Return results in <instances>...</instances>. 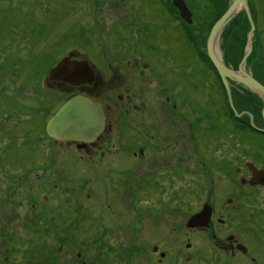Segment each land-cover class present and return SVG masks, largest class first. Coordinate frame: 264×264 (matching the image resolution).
<instances>
[{
  "label": "rangeland",
  "instance_id": "obj_1",
  "mask_svg": "<svg viewBox=\"0 0 264 264\" xmlns=\"http://www.w3.org/2000/svg\"><path fill=\"white\" fill-rule=\"evenodd\" d=\"M173 1L0 0V264H264V190L260 218L236 199L239 178H250L245 163L264 168V136L252 133L264 129V101L231 81L233 110L207 56L233 0H185L191 25ZM247 1L264 16V0ZM255 28L243 69L264 86V21ZM251 30L242 9L217 41L234 71ZM65 58L89 62L99 87L112 88L111 129L93 157L46 137L48 119L78 91L50 79ZM143 146L144 161L133 157ZM157 149L171 160L158 161ZM169 164L183 172L162 175ZM158 171L157 192L140 190ZM204 204L224 222L189 231ZM152 213L174 229L162 263L141 238Z\"/></svg>",
  "mask_w": 264,
  "mask_h": 264
},
{
  "label": "water",
  "instance_id": "obj_2",
  "mask_svg": "<svg viewBox=\"0 0 264 264\" xmlns=\"http://www.w3.org/2000/svg\"><path fill=\"white\" fill-rule=\"evenodd\" d=\"M173 4L178 9L181 19L187 24H192L193 14L185 1L174 0ZM242 9L247 13L252 25V30L249 34L248 53L244 56V59L239 66V71H234L222 61V58L217 52L216 44L221 33ZM255 30L256 28L251 17L248 1L233 0L229 9L213 26L207 41V56L222 80L233 110L231 81L242 84L264 101V86L243 69L247 57L252 50V34ZM49 75L50 79L54 82H61L71 86H82L87 84L90 85L94 82L95 71L87 61L78 62L71 58H65L57 65V67L50 71ZM105 128L106 114L103 105L88 97L77 95L68 99L49 119L46 125V133L50 138H53L56 141L93 143L103 134ZM247 166L252 171L255 178L261 176V182L264 185V171H259L252 163H248ZM209 219V210L205 207L200 215L191 219L190 225H192L193 222L201 221V226H206ZM146 230L149 234L156 231L154 230L153 232V228L149 227L148 224ZM160 235H165V233Z\"/></svg>",
  "mask_w": 264,
  "mask_h": 264
},
{
  "label": "flooded vegetation",
  "instance_id": "obj_3",
  "mask_svg": "<svg viewBox=\"0 0 264 264\" xmlns=\"http://www.w3.org/2000/svg\"><path fill=\"white\" fill-rule=\"evenodd\" d=\"M185 3H186V1H185ZM186 5L190 9V7H189V5L187 3H186ZM253 6H254L253 8H255V9H252L251 8L250 11H253L254 10L257 13L256 14L255 21L253 20L254 25H255V23L258 22V19H260L261 21L262 20L264 21V18H263L264 16H258L260 14V11L258 10V8H257V6H256L255 3H254ZM173 7L174 8L172 10H174L173 12H174V15H175V13H177L178 10L176 9L175 6H173ZM228 9L229 8H227V10ZM172 10H170L171 11V14H172ZM190 11H192V10L190 9ZM192 13H193V11H192ZM251 17L253 19L252 13H251ZM192 20H193V18H192ZM193 23H194V21H193ZM78 62H83V60L82 61H78ZM137 66L139 67V64ZM190 66H191V63H189V66L188 67H190ZM134 69H135V67H134ZM142 73L143 72L141 71V74ZM97 78H99V76L96 74V71H95L94 82L92 84H90V85L87 84V85H82V86H71V85H67L66 84L67 86L74 87V88H76L78 90L74 96L82 95V96H85V97H88V98L92 99L95 102L101 103L103 105L104 110H105V114H106V128H105L103 134L95 142H93V143H78V142H61V141H56L55 139L50 138L47 135V133H46V127H45L46 137L49 138V140H51L54 143H59L61 145H65V144L66 145H75L77 147V150L79 152L82 151V152L85 153V155H87V156L89 155L90 157H93V154L91 153V151H93V150L95 151L96 150L97 143L105 135L108 136V134H109L108 130L111 129L110 120H111L112 114H111V105L108 104L109 101H110V100H108V98L111 99L110 98L111 96H109V94H110L109 92H110V90L112 88L111 89H108L106 91H103V89H101V87H99V85L102 82L101 78L98 79L99 80L98 84L95 87H93V84L96 82ZM221 82H222V80H221ZM111 83H112V81L110 82V84ZM223 87H224V85H223ZM240 115H241V117H243V116L249 117V119L252 120V121L254 120V116L249 111H243L242 114H240ZM237 116H238V114L236 115V117ZM262 116H263V113H262ZM263 121H264V118H263ZM47 123H48V121H47ZM47 123H46V125H47ZM252 128H254V133L257 134L255 136L259 137L258 135H261V134L264 136V129H260V128L256 127V126L255 127L252 126ZM122 137H124V136L122 135ZM113 150L114 151H117V149H115V148ZM108 151L110 152V151H112V149L108 148ZM119 151L120 150H118L117 152H119ZM162 152H163V150H160V149L159 150L158 149L156 150V156L159 159L158 161H161V162L168 161L169 158L164 157L165 154L162 153ZM103 153H104V151H103ZM149 155H150V152H148V148L145 147V146L138 148L137 151H135L133 153V157L140 158L142 161L147 160L150 157ZM91 159H93V158H91ZM169 160H171V159H169ZM154 161H155V165H157L158 163L156 162L155 159H154ZM248 163H252L254 166H256V168L259 171H264V168H262V166L259 165L257 162H255V163L254 162H246L245 165H244V167H246V172H249L250 178H246V177L245 178H241V179L239 178V181H238V186L239 187H238V189L240 191L237 189V192H236L237 198L236 199H237L238 202H240L242 199L244 201L247 200V202H250V204H251L250 207L251 208H253V207L255 208L254 209L255 216H253V215L252 216L253 217L260 218L262 216L261 213L263 212V210L260 208L259 203H257V198H261V191L264 190V185L261 182V176H258L256 178L254 177L252 171L247 166ZM169 166H170L171 169H166V171H162V175H170V174H176V173H182L183 172V170H180V167H178V169H173V167L175 165L169 164ZM162 175H161V173L159 175V171H158L156 173H152V174L147 175L146 178L143 177L142 178V181L138 184L139 189L140 190H143L144 188H148L147 187L148 185H151V188L153 189V192H157L158 184L160 183V181H158V179ZM146 179H148V180H146ZM145 180H146V182H145ZM122 183H124V181H121V184ZM45 201H46V198H45ZM205 207L208 208L209 214H210V219H209L207 225L206 226H201V221L200 222H193L192 225H190L191 219L194 218V217H196L197 215H200L204 211ZM239 212L240 213H243V210H240ZM216 217H219V216H216L215 209L211 205H209V204H204L203 207H202V209H201V211H197L194 214H192L191 218L187 222V227H188L189 231H191V230H194V231H197V230H206V229H209L210 227H212L215 219H217V221L220 222V223H223L224 222L223 219H221V218L218 219ZM158 221L159 220H157V218L155 217V215H153V213L151 214V216H144L143 218H141V228H142L141 238L144 241V243L146 244V246H148L149 249L153 253L159 255L160 258L158 259V261H159V263H162V262H164L163 260L166 259L167 256H168V253L164 250L163 247L165 246V243H167V241L170 238V236L173 234L174 229L171 227V225L169 223L164 222V221H160V222H158ZM146 223L148 224L149 227L153 228V232H154V230H156V231L154 233H151V234L147 233V230H146L147 224ZM159 233L160 234L165 233V235H160ZM156 234H158V235H156ZM232 241L233 242L235 241L234 236H230L228 238V242H232ZM188 246L190 247L191 245L188 244ZM233 246H234L233 248L231 247L233 250L235 249L236 251L241 252L242 254H248V252H249L248 247H246L245 245H242V244H237L236 245L234 243ZM10 264H18V263L16 261H13ZM25 264H34V263H33V261L30 260V261H27Z\"/></svg>",
  "mask_w": 264,
  "mask_h": 264
},
{
  "label": "trees",
  "instance_id": "obj_4",
  "mask_svg": "<svg viewBox=\"0 0 264 264\" xmlns=\"http://www.w3.org/2000/svg\"><path fill=\"white\" fill-rule=\"evenodd\" d=\"M252 133H254V130H253V132ZM251 133V134H252ZM255 136V135H254ZM243 137H245V136H243ZM248 137H249V140L251 141V143H249V144H251V146H252V140H254V137L252 136V135H248ZM254 142V141H253Z\"/></svg>",
  "mask_w": 264,
  "mask_h": 264
},
{
  "label": "bare ground",
  "instance_id": "obj_5",
  "mask_svg": "<svg viewBox=\"0 0 264 264\" xmlns=\"http://www.w3.org/2000/svg\"><path fill=\"white\" fill-rule=\"evenodd\" d=\"M220 56V55H219ZM221 57V56H220Z\"/></svg>",
  "mask_w": 264,
  "mask_h": 264
}]
</instances>
